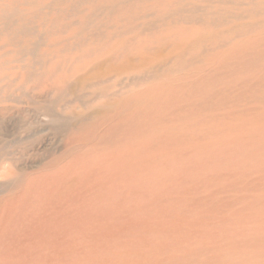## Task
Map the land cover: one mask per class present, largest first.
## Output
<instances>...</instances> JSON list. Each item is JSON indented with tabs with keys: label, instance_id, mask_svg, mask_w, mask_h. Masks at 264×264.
I'll return each instance as SVG.
<instances>
[{
	"label": "rangeland",
	"instance_id": "obj_1",
	"mask_svg": "<svg viewBox=\"0 0 264 264\" xmlns=\"http://www.w3.org/2000/svg\"><path fill=\"white\" fill-rule=\"evenodd\" d=\"M43 164L60 264H264V0H0V207Z\"/></svg>",
	"mask_w": 264,
	"mask_h": 264
},
{
	"label": "bare ground",
	"instance_id": "obj_2",
	"mask_svg": "<svg viewBox=\"0 0 264 264\" xmlns=\"http://www.w3.org/2000/svg\"><path fill=\"white\" fill-rule=\"evenodd\" d=\"M57 165L37 166L32 174L24 177L23 185L11 198V205L0 207V264H60L57 233L64 183ZM91 165L70 164L80 173L90 172ZM67 184H76V181ZM15 226L22 228L19 232L25 236L23 243L16 235ZM27 227L36 228L35 236L25 232Z\"/></svg>",
	"mask_w": 264,
	"mask_h": 264
}]
</instances>
